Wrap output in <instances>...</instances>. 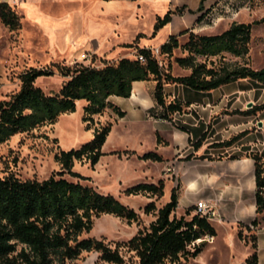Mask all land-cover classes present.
Wrapping results in <instances>:
<instances>
[{
	"label": "trees",
	"instance_id": "obj_1",
	"mask_svg": "<svg viewBox=\"0 0 264 264\" xmlns=\"http://www.w3.org/2000/svg\"><path fill=\"white\" fill-rule=\"evenodd\" d=\"M203 1L199 0L198 12L203 9ZM184 8L177 7L162 17L157 16L152 35L155 36L168 24L172 15H180ZM202 18V15L198 16L195 23H200ZM0 23L10 31L20 28V17L6 2H0ZM262 23L264 16L250 23L232 22L221 33L212 35L185 30L178 35H170L160 45L158 57L150 48H138L133 59L122 58L100 68L80 63L52 65L62 77L68 78L58 93L52 95L46 94L34 82L39 76L51 75L53 70L49 67L30 68L19 76V90L0 101V143L16 134L54 124L61 114L75 111L77 100L86 103L82 121L87 129H90L93 116L106 109H111L122 118L125 112L110 98H128L132 83L136 81L155 82L152 99L159 111L157 118L166 121H171L174 114L185 113L184 108L190 105L176 97L168 100L169 94L164 90L166 85H180L200 93L244 80L263 85L264 66L253 69L245 63L252 27ZM183 35L187 37L180 42L178 37ZM138 55L143 58L142 61ZM225 55L240 58L244 63L227 62ZM161 57L167 60L166 63H161L158 59ZM173 65L188 73L172 74ZM258 111H264V102L242 113L254 115ZM111 127V122L95 127L90 141L77 149L56 152L54 161L60 171L53 172L46 179L20 180L12 175L0 179V264H65L77 259L82 252L98 253L100 262L125 264L120 247L133 252L137 264H187L202 250L203 242L195 244L196 241L215 235V229L207 218L192 214L193 206L186 208L180 217L173 214L178 207V188L175 187L171 189L169 201L161 208L156 210L153 202L144 206L145 214L156 210V218L127 242L116 243L111 248L103 240L81 237L92 229L94 220L101 215H112L127 222L138 220V214L113 195L101 194L91 186L63 177L68 174L84 179L72 171L73 163L84 161L92 167L96 165L104 155L102 146ZM245 134L242 132L220 146L229 147ZM204 135L201 134L194 143L188 138L193 151L201 148ZM191 157L192 154H188L183 160L189 161ZM245 157L253 162L255 212L261 214L264 213V151H250ZM137 159L162 162V157L155 152H147L137 156ZM163 190V180H159L154 184L138 183L125 189L124 193L160 198ZM187 216L190 218L187 219ZM257 223L254 219L250 225L256 226ZM252 248L254 252L247 262L257 264L255 242Z\"/></svg>",
	"mask_w": 264,
	"mask_h": 264
},
{
	"label": "rangeland",
	"instance_id": "obj_2",
	"mask_svg": "<svg viewBox=\"0 0 264 264\" xmlns=\"http://www.w3.org/2000/svg\"><path fill=\"white\" fill-rule=\"evenodd\" d=\"M160 1L162 0H0V2H6L20 17V28L15 31L8 30L0 23V101L19 90V76L30 68L49 67L53 70L51 75L39 76L34 82L35 86L40 87L46 94L52 95L58 93L68 79L62 77L52 65L71 66L74 63H80L100 68L122 58L133 59L138 48H150L155 51L160 47L161 41L156 39L158 32L155 36L152 35L153 24L157 14L160 17L164 15H162ZM164 1L166 2L164 11L184 6L182 15L187 8L196 11L199 2V0ZM218 1L204 0L203 6L209 4L208 8H212ZM37 7L43 12H39ZM45 14L62 21L55 32L48 31ZM263 16L264 0H259L252 5L249 15L242 12L235 18L225 17L215 24L206 23V19L205 22L193 24L192 30L197 34H218L227 29L232 22L250 23ZM67 34L71 41L78 42L66 46L64 37ZM163 36L164 33H162V39ZM186 37L187 35H183L178 39L183 42ZM177 53L179 54L178 51ZM158 59L161 63L167 61L162 60V57ZM225 60L239 65L244 63L242 59L229 55H225ZM245 63L253 69L264 66V23L252 27L249 53ZM172 74L184 75L185 72L173 65ZM169 90L175 91V94L179 93L180 97H184L186 101L209 104L204 106L205 109L189 105L184 110L185 114L190 115L179 117L182 113L174 114L171 121L165 120L166 123H162V127L184 130L189 128L194 135L191 139L192 143L196 141V136L201 132L204 133L201 148H212L204 153L208 160L212 161L210 164L212 171H220L225 165H222L223 163L241 167V161L250 150L264 151V111H258L254 115L242 113L264 102V84L241 81L213 93L198 95L166 87L167 93ZM171 98L172 93L169 94L168 100ZM85 104L84 100H77L75 111L61 114L54 124H46L29 132L16 134L0 143V179L12 175L20 180L41 181L53 172L60 171L59 165L54 161V154L59 150L77 149L90 141L93 137L92 129L110 122L115 115L111 109H106L100 115L93 116V121L89 125L90 129H87L86 123L82 121ZM248 104L251 106L248 107ZM119 105L124 107L123 109H128L129 103L123 100ZM158 112L150 111L151 117H155ZM73 113L71 119L64 117ZM132 117L130 113L128 121L114 126L112 134L102 147L104 155L96 165L92 167L84 161L73 163L72 171L84 179L74 178L68 174L63 175L70 181H79L83 185L91 186L101 194L113 195L120 203L138 214V220L132 222L112 215H101L94 220L92 229L81 236L103 240L111 248H114L116 243L127 242L139 230L146 229L155 220L156 210L169 201L171 189L180 188V178L168 175L162 164H159L162 162L144 163L136 156L129 155L131 152L123 150L132 149L125 147L131 142L126 128ZM196 121L198 127L194 129L187 125ZM148 128L150 130V127ZM162 132L170 138L163 128ZM242 132L246 134L233 145L220 146ZM146 141L148 148H144V151H154L158 154L156 149L149 148L150 137ZM177 141L180 148H190L188 151L182 150L183 156L193 151L192 143H184V140L179 137ZM159 153L167 155V152L162 149ZM189 168L190 166L181 164L180 171L188 173ZM227 177L230 185L233 184L234 175L229 174ZM197 178L198 171L192 168V179ZM192 179L188 178L190 182H193ZM159 180H163L164 183L163 196L160 198L124 193L125 189L138 183L154 184ZM210 183L215 186L220 181L217 179ZM243 184L248 187L250 179L246 178ZM149 202L154 203L156 210L145 214L143 208ZM184 203L185 199L181 196L180 205ZM181 210L182 208L177 207L173 214L176 217L184 215ZM190 216L186 218L189 219ZM119 252L125 264H137V258L133 252L127 251L125 247H120ZM97 258L96 252H82L77 259L67 261L65 264H109L100 262Z\"/></svg>",
	"mask_w": 264,
	"mask_h": 264
},
{
	"label": "crops",
	"instance_id": "obj_3",
	"mask_svg": "<svg viewBox=\"0 0 264 264\" xmlns=\"http://www.w3.org/2000/svg\"><path fill=\"white\" fill-rule=\"evenodd\" d=\"M257 1L259 0H219L212 8H208L209 4L208 6H203L202 11L200 12H198L197 9L194 11L187 8L183 15L182 13L180 15H172L171 21L158 31L156 39L161 41V45L170 35H178L182 31L192 30L193 24H196L195 21L200 15L203 16L200 22H205L207 19L206 23L211 24H215V22L223 20L225 17L229 18L232 16L235 18L242 12L249 15L252 5ZM160 2H162V6L160 7L162 8L163 15L169 10L164 11V7L166 5L164 0ZM225 7H227L230 12L224 13V9H222V13L217 14L213 12V9ZM188 10L193 13H189ZM231 11L233 12L232 15ZM158 15L159 14H157V16ZM210 16L212 17V20L209 19ZM61 23L62 21L56 20L52 16H49L46 19L47 29L50 32H55V29ZM162 33H164L163 39ZM64 40L66 46H69L70 44L74 45L78 42L71 41L68 34L64 37ZM183 71L185 74L188 73L187 70ZM154 86L155 82L151 80L136 81L132 83L130 96L128 98L115 96L110 98V101L125 112V115L122 118L114 115L110 121L112 123L111 131L105 142L108 141L110 135L112 134L114 126H117L118 124L121 125L125 121H128V115L132 113L133 117L129 122V126L126 128V133L129 135L131 142L125 146L126 148L132 149L123 150L133 153L136 158L137 156H141L147 152H154L144 151V148H148L146 139L150 137L151 146L149 148L156 149L158 155L162 157V163L159 164H162L163 169L169 173L168 175H175L180 178V188L177 190V195L178 207L182 208L181 212H184V210L188 207H194L198 201H205L208 204L210 203V207H212L218 215V219L209 220L215 229V235L211 236V240H207V238L204 237L197 241V244L203 242L202 250L195 258L189 260L187 264H248L247 260L254 252L252 248V243L254 242L256 244L257 264H264V213L256 214L255 212V186L252 160L244 157V160L241 161V167L230 166L229 164L223 163L222 165H225L221 168V170L215 172L212 171L213 168L210 166L212 161H209L204 154L212 148H199L197 151L187 153L186 155L192 154V157L189 161H184L183 158L186 155H182V150L188 151L190 148H180L177 138L179 137L184 140V143H188V138L191 140L194 135L189 128H185L186 132H184L178 128L169 129L162 127V123H166V121L158 119L157 114H155V117H151L150 111L158 112V110L155 109L152 99ZM227 86L229 85L222 86L207 93L188 92L186 88L180 85H166L164 90L166 92V87L172 90L177 88L178 91L181 89L183 93L198 95L213 93ZM168 93H172V98L176 97L181 101L188 102L191 107L200 106L201 109H205L204 106H209L208 103L197 104L196 101H186L184 97H180L179 93L175 94V91L173 92L169 90ZM123 100H126L129 103L128 109L120 107L119 103ZM76 113L79 112L76 111ZM188 115L190 114L183 113L182 115H179V117ZM183 123L186 124L185 121H183ZM187 125H189L192 129L198 127L197 121ZM148 127H150V130H148ZM162 128L164 129L165 134L169 135L170 138L163 134ZM201 134L202 132L200 135ZM200 135L196 136L195 140H197ZM157 136L159 137V142L157 141ZM161 149L166 151L167 155H161L159 153ZM250 151L260 152V150ZM143 162L148 163L149 161ZM181 164L190 166V173L180 171ZM192 168H196L198 171V178L196 180L192 179ZM229 174H233L235 178V181L231 185L227 181V175ZM186 177H191L193 182L189 183V180ZM246 178L250 179V185L248 187H245L243 184ZM217 179L220 181L219 184L214 186L210 183V181H215ZM181 196L185 199V203L183 205H180ZM254 219H257L258 223L256 226H251L250 222Z\"/></svg>",
	"mask_w": 264,
	"mask_h": 264
},
{
	"label": "built area",
	"instance_id": "obj_4",
	"mask_svg": "<svg viewBox=\"0 0 264 264\" xmlns=\"http://www.w3.org/2000/svg\"><path fill=\"white\" fill-rule=\"evenodd\" d=\"M224 9V13H227V12H230L228 11L227 7L225 8H222ZM213 12L214 13H222V10L221 8L220 9H213ZM233 14V12L231 11V15ZM210 20H212V17L210 16L209 17ZM152 52L158 57L159 55V48L158 49H155V51L153 49H151ZM139 60H143V58L141 56H137ZM194 213L199 215L200 217H205L207 218L208 220H213V219H218V215L215 213L214 209L212 207H210V205L205 202V201H198L196 204H195V210H194ZM207 240H211L212 237L211 236H206ZM197 243V241H196Z\"/></svg>",
	"mask_w": 264,
	"mask_h": 264
},
{
	"label": "bare ground",
	"instance_id": "obj_5",
	"mask_svg": "<svg viewBox=\"0 0 264 264\" xmlns=\"http://www.w3.org/2000/svg\"><path fill=\"white\" fill-rule=\"evenodd\" d=\"M24 1H25V0H24ZM31 7H32V6H31ZM37 8H38V7H37ZM37 8H36V9H37ZM37 10H39V12H41V13L43 12L40 8H38ZM30 12H31V11H30ZM45 16L48 18L50 15L45 14ZM38 17H39V16H38ZM73 115H74V113L71 114V115H65V116H66L65 118H66V119H71ZM190 178H191V177H190ZM189 183H192V182L189 181Z\"/></svg>",
	"mask_w": 264,
	"mask_h": 264
},
{
	"label": "water",
	"instance_id": "obj_6",
	"mask_svg": "<svg viewBox=\"0 0 264 264\" xmlns=\"http://www.w3.org/2000/svg\"><path fill=\"white\" fill-rule=\"evenodd\" d=\"M251 106V104H248V107H250ZM259 125H260V123H259Z\"/></svg>",
	"mask_w": 264,
	"mask_h": 264
}]
</instances>
